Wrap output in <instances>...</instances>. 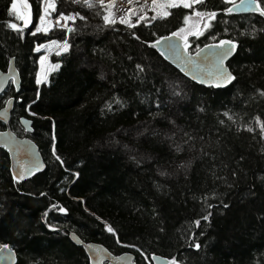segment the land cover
Here are the masks:
<instances>
[{"label": "trees", "instance_id": "obj_1", "mask_svg": "<svg viewBox=\"0 0 264 264\" xmlns=\"http://www.w3.org/2000/svg\"><path fill=\"white\" fill-rule=\"evenodd\" d=\"M28 2L33 29L42 6L40 0ZM10 3L0 0V69L6 71L10 57L15 58L21 90L17 93L9 85L0 96V108L10 98L16 99L10 127L17 136L35 142L46 165L43 173L16 184L9 157L0 148V244L14 246L17 264H89L69 233L102 244L115 255L128 252L105 230V224L116 230L120 244L136 246L130 251L138 264L149 263L137 249L149 256L150 264L153 254L175 256L182 264H264V153L260 151L264 141L254 119L259 116L264 121V97L257 91L264 90V31H260L264 19L252 14L218 16L213 21L217 41H239L228 63L238 79L227 89L216 90L189 81L156 49L130 35L135 31L142 40L168 35L182 26V15L192 10L173 9L172 16L148 28L118 25L119 31H113L103 27V20L95 15L98 9L83 8L87 20L76 21L78 30L69 36L71 49L50 57L60 67L39 87L35 82L39 55L34 49L51 39L62 40L64 31L32 36V29L20 33L8 28L6 22L23 26L15 13L9 15ZM60 12L57 8L53 17ZM253 26L254 38L249 35ZM205 43H210L208 33L191 37L189 50ZM137 63L144 66L139 76L134 74ZM170 85L184 94L174 96ZM115 99L123 106L113 103L109 111L105 104ZM157 102L162 116L183 130L178 137L188 132L194 138V149L183 153L192 160L186 173L159 176L157 166L168 168L166 161L172 158L168 143L163 135L148 139L137 135L145 124L161 133L170 130L167 120L150 115L157 111ZM225 111L235 123L223 115ZM22 118L32 121V133L21 127ZM245 126L255 132L243 130ZM4 129L0 123V132ZM53 144L64 167L52 156ZM145 153L160 158L159 165L147 160L138 165L130 158ZM73 172H79V178ZM206 195L213 205L212 215L196 227L192 222L208 211L201 203ZM54 204L67 212L61 213ZM193 239L201 244L200 250L189 247Z\"/></svg>", "mask_w": 264, "mask_h": 264}, {"label": "snow or ice", "instance_id": "obj_2", "mask_svg": "<svg viewBox=\"0 0 264 264\" xmlns=\"http://www.w3.org/2000/svg\"><path fill=\"white\" fill-rule=\"evenodd\" d=\"M74 4H79L81 7L92 10L98 9L95 11L96 16H100L103 20V27L111 28L113 31H119L115 26L117 24L126 26L127 29H137L138 26H143L148 28L153 26L154 22L159 20L167 19L173 15L172 9L192 10L190 14L185 13L182 15V26H178L175 31H172L169 35H160L155 39H141L140 35H137L135 31L130 32L131 37L139 41L141 44L147 45V47L156 49L159 54L164 57L165 60L170 61L173 64H176L180 67V71L184 72L185 75H191L193 80L198 81L201 84H205L211 87L220 88L226 86L227 84L232 83L238 79L237 74H234V70L231 69V65L225 63L229 60L230 57L237 52L239 47V41L229 38V39H218V33L213 32V21H216L218 16L223 18L225 16H234L243 13H250L257 15L261 18H264V0H218V3H212V0H123V3L127 5L126 8H116L118 0H72ZM18 3L21 5L18 8ZM40 5L42 6V14L39 15V24L35 27L34 31L30 34L36 36L37 33H42L47 35L52 29L59 28L64 31V38L62 40L51 39L47 44H39L34 49L39 51L41 48H44L48 45H54L58 49L56 55L59 56L63 53L69 52L72 45L69 43V36L77 32L75 27L76 21H85L87 17L82 15L79 11L69 12L65 15L64 12H60L59 15L55 17L54 20L47 19L51 17L53 12H56V0H40ZM198 6V7H197ZM149 12L152 15H149ZM9 15L13 13L16 14V19L22 20L24 26H27L31 22V12L30 5L27 3V0H11L10 7L8 9ZM121 13V14H117ZM135 18V20L133 19ZM190 22H192L190 24ZM222 22L227 25L228 21L223 20ZM6 26L14 31L22 33L23 29L16 23L6 22ZM224 31H227L225 27ZM260 31H264L261 29ZM256 32L255 26H253L252 33L253 35ZM205 33H208V39L211 43H205L203 47L197 45L195 49V54L189 52V49L192 47L190 37H195L199 39L202 36H205ZM155 33H152V36L155 37ZM243 35V33H242ZM21 38L22 35H21ZM254 38V35H253ZM129 60L132 59L131 56L128 57ZM46 57H40V63L42 69H44ZM60 64H55L52 66L53 70L58 69ZM195 70L193 73L192 70ZM11 71V69H10ZM144 73V66L140 63L135 64V75ZM103 78V74H101ZM12 83H16L15 74L11 77ZM36 84L40 85L42 82H47V71H44V74H37ZM173 91L174 96H182L183 90H177V85H170ZM3 89L2 74H0V90ZM19 91V88L16 89ZM260 97H264V90H257ZM39 93H37V96ZM12 101L9 100L8 103ZM115 103L118 106H123L122 101L115 99L112 102H106L105 107L111 111L112 105ZM30 105L28 108L30 109ZM157 109L156 112H150V115L155 120L157 117H160L161 120H167V123L171 126L169 131L161 133L159 130L151 129L147 124L143 125L140 129H137L138 136H144L145 139L150 137H157L163 135L164 141L168 143L170 150L171 160L166 161L169 165L168 168H163L157 166V174L161 177H168L180 172L186 173L192 165V160L190 158H184L183 153L185 151H192L194 149V138L188 133L183 132L182 137H178V131H183L179 129V126L176 125L174 120H170L167 117L162 116L160 111V104L157 102L155 104ZM199 111L203 112L204 109L200 108ZM34 115V113H31ZM3 114L0 113V116ZM229 121L235 123L233 115H230L228 111L223 113ZM257 127L260 131V141H264V121H261L260 117L257 116L254 118ZM24 123H29V121H23ZM221 124H224V121H220ZM238 131L241 128L238 127ZM243 130L254 133L255 129L251 126L243 127ZM123 131L126 134V130ZM183 137H187L184 139ZM255 139V136L253 137ZM54 139V137H53ZM202 139V138H201ZM118 143V141H117ZM129 152H137L135 148H129L128 145H124ZM11 150V149H10ZM17 163L16 167L12 171V180L13 182H19L29 178L36 173L40 172L45 165L41 163L38 159H35L30 152V147L25 148L23 146H17ZM202 151V150H201ZM260 151L264 153V146L260 148ZM23 155V159L21 156ZM52 156L56 162L61 167H64L65 161L60 154L56 152L55 145L52 146ZM139 165L143 161L147 160L153 164L159 165V159L153 157L151 154L145 153L143 156L132 155L130 157ZM243 159V157H241ZM68 171V168L64 169ZM72 175L75 178H79V172H73ZM233 175H236L233 172ZM159 187V185H158ZM64 191V189H61ZM40 195L44 196L45 193ZM209 197L206 195L202 198L201 203L206 205L208 209L207 213L201 215L199 219L194 220L192 223L199 227L201 220L209 222V217L212 215L210 209L213 207L211 203L208 202ZM83 203V201H81ZM53 208L58 209L61 213H66L67 209L58 206L52 205ZM223 207L227 208V204H223ZM47 216V212L44 213V217ZM99 219V217H97ZM47 223V220H45ZM50 229L56 231L58 229L54 228L51 224L48 225ZM105 230L112 234L116 238V243L120 244L121 241L117 235L116 230L111 226L105 224ZM163 231V229H160ZM193 237L195 234H192ZM126 247L135 248V245H125ZM91 247V246H89ZM189 247L194 248L195 250L201 249V244L193 239L192 243L189 244ZM137 252L143 257L146 262H149V256L145 254L140 249H137ZM15 253L14 246L9 243L0 244V261L7 260L9 264H15ZM160 257H157L155 254L151 256L152 261L160 260ZM116 260L119 264H127L129 257L127 254L122 257H116ZM165 264H182L181 261H178L175 256L165 259Z\"/></svg>", "mask_w": 264, "mask_h": 264}, {"label": "water", "instance_id": "obj_3", "mask_svg": "<svg viewBox=\"0 0 264 264\" xmlns=\"http://www.w3.org/2000/svg\"><path fill=\"white\" fill-rule=\"evenodd\" d=\"M238 15H252V14L243 13V14H238ZM236 53L233 55V57L236 55ZM194 54L195 53H193V55ZM233 57H230L229 60L225 61L226 65L229 62H231ZM162 58L167 64H169L175 70H177L183 77H185L189 81L195 83L196 85L204 87L206 89L214 88L216 90H224V89H227L228 87H230L235 82V81H233L232 83L227 84L226 86H222L220 88H215V87H211V86H208L205 84H201L198 81L193 80L191 78V75H185L184 72H181L180 67H178L176 64H173L170 61L165 60L164 57H162ZM10 69H11V71H10ZM192 72L194 73L195 70L193 69ZM0 74H2V81H3V89L0 90V96H2L5 93L6 89L9 87V85H12L15 88V90L18 87L19 91L16 90V92L17 93L20 92V90H21V77H20V73H19L17 66H16L15 58L10 57L8 68L6 69V71H3L0 69ZM13 74H15V80H16L15 84L12 83V80H11V77L13 76ZM9 100H11L12 102L8 103ZM9 100H7L5 105L2 108H0V113L3 114L2 116H0V123H2L5 126V129L0 132V148L3 149L9 157L10 175L12 177V171L16 167V163H17V154L15 151L17 146H23L25 148L30 147V152L33 155V157L35 159H38L44 165H45V162H44V159H43V157L39 151L38 146L35 144V142L32 139H30L29 137H19L12 131V129L10 127V122H11L12 113L14 111V107H15V104L17 101L15 98H10ZM25 120L29 121V123H27V124L24 123L23 121H25ZM20 124L27 134H30L33 132V129H32L33 123L29 118H22L20 121ZM23 158L24 157L22 155L21 159H23ZM45 169H46V165L40 172L36 173L35 175H33L29 178H26L25 180H22L19 182H14V183L23 184L25 182H28L31 179H33L35 176L43 173L45 171ZM68 238L75 246L83 249V251L85 252V254L89 260V264H119V262L116 260V257H122V256H125V254H127L129 257L127 264H138L136 261L135 253L130 251V250H133V251L136 250L134 248L126 247L122 244H119L120 246H123L124 248L129 249V251L124 252V253L119 254V255H115L102 244L93 243V242H84L75 233H69ZM89 246H91V247H89ZM14 253H15V257H14L15 264H17V255H16L15 251H14ZM157 257H160L161 259L158 261H152L151 260L152 264H165L166 258L161 257V256H157ZM0 264H9V262L7 260H4V261H0Z\"/></svg>", "mask_w": 264, "mask_h": 264}, {"label": "rangeland", "instance_id": "obj_4", "mask_svg": "<svg viewBox=\"0 0 264 264\" xmlns=\"http://www.w3.org/2000/svg\"><path fill=\"white\" fill-rule=\"evenodd\" d=\"M27 3L29 4V2H28V0H27ZM30 5V4H29ZM21 7V5L18 3V8H20ZM56 7L57 8H60V11L61 12H64L65 13V15H67L69 12H77V11H79L82 15H84L85 16V14L81 11L82 9H83V7H81V5H79V4H74L73 2H72V0H56ZM127 7V5H125L124 3H123V0H118V2H117V4H116V8H126ZM170 11H173V9L172 10H170ZM30 12H31V22L27 25V26H24V22L22 21V24H23V26L25 27V29H24V31H26V30H30V29H32L31 28V26H32V9H31V6H30ZM55 12H53L52 14H51V17H48L47 19H52V20H54L55 19V17H53V14H54ZM117 14H121V13H117ZM16 15V14H15ZM149 15H152V13L151 12H149ZM134 20H135V18H133ZM158 21H161V20H157L156 22H158ZM155 23V22H154ZM192 22H190V24H191ZM38 24H39V20H38V23L35 25V27L36 26H38ZM119 24H117L116 26H118ZM120 26V25H119ZM35 27L32 29V31H34V29H35ZM62 29H59V28H54V29H52L47 35H49V34H51L52 35V33L53 34H56L55 32H57V31H61ZM37 34H42V33H37ZM206 34V33H205ZM169 35V34H168ZM210 40V39H209ZM211 42H213V41H211L210 40V43ZM218 42V41H217ZM47 44V43H46ZM58 49L56 48V46H54V45H48V46H46V47H44V48H41L39 51H36V53L39 55V74H41V75H43L44 74V71L46 70L47 71V82H48V79H49V76H50V74L51 73H53V72H55V71H57L58 69H55V70H53V68H52V66L53 65H55V64H53V63H51V61H50V57L52 56V55H56V51H57ZM190 53H195V51H191ZM41 56H45L46 57V61H45V65H44V69H42V67H41V63H40V57ZM47 82H42L40 85H39V87H41L44 83H47ZM180 100H181V98H180ZM26 112L30 115V116H34V115H32L31 114V112L29 111V109L27 108V110H26ZM22 127V126H21Z\"/></svg>", "mask_w": 264, "mask_h": 264}, {"label": "clouds", "instance_id": "obj_5", "mask_svg": "<svg viewBox=\"0 0 264 264\" xmlns=\"http://www.w3.org/2000/svg\"><path fill=\"white\" fill-rule=\"evenodd\" d=\"M22 29H23V31H24V29H25V27L24 26H22ZM190 51V50H189ZM149 263V262H148Z\"/></svg>", "mask_w": 264, "mask_h": 264}, {"label": "flooded vegetation", "instance_id": "obj_6", "mask_svg": "<svg viewBox=\"0 0 264 264\" xmlns=\"http://www.w3.org/2000/svg\"><path fill=\"white\" fill-rule=\"evenodd\" d=\"M190 39V41H191V37L189 38ZM191 52V51H190Z\"/></svg>", "mask_w": 264, "mask_h": 264}]
</instances>
